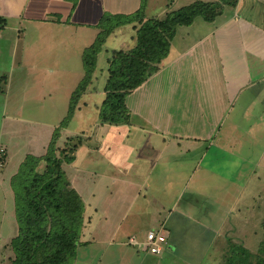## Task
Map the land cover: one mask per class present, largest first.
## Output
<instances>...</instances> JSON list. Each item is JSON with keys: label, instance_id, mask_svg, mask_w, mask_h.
<instances>
[{"label": "crops", "instance_id": "1", "mask_svg": "<svg viewBox=\"0 0 264 264\" xmlns=\"http://www.w3.org/2000/svg\"><path fill=\"white\" fill-rule=\"evenodd\" d=\"M154 1L147 0L144 4V0H0V18L5 20L0 40L10 34L13 42L7 50L11 53L9 73L2 75L11 84H34L42 79L44 83L57 82L54 80L61 83L74 67L76 71L80 68L83 51L94 43L104 15L129 16L143 9L147 19H161L164 14L196 1L213 0H169L165 9L151 13ZM175 5L179 8L171 10ZM199 19L190 26H182L184 30L179 32L181 27H178L161 70L127 97V107L137 122L133 123L131 117L130 124L108 127L118 133L111 141H130L137 134L146 136L151 144L143 152L141 167H133L131 171L126 162H118L111 156L119 175L129 172V177L126 175L123 179L126 185L138 187L130 200L144 198L147 210L143 209L146 212L141 215H132L134 220L130 222L115 225L113 231L105 234L106 242L127 245L126 239L141 233V220L148 212L155 225L162 222L159 228L167 238L161 254L133 250L137 256L167 258L165 255L170 254L175 242L166 222L175 213L181 220H189L203 231L211 232L219 243L222 238L219 223L223 224L228 215L241 212L240 205L248 204L245 198H256V190L262 185L257 170L264 165V0H238L235 8L225 7L214 22ZM133 32L135 35L134 26ZM30 46L49 58L48 64L33 61ZM57 58H68L63 63L65 71L61 64L53 63ZM19 105L23 107L22 102ZM83 105L87 107L88 101ZM66 113L68 115L69 109ZM248 116L253 122L245 131L239 124ZM63 131L70 132L68 128ZM10 136L6 143H0V159H5L4 167L16 164L11 175L18 172L28 156H45L43 153L49 144L46 140L41 147L34 143L30 153L20 149L15 155L11 148H15L16 139ZM154 138L158 139L157 143L152 142ZM99 142L98 151L110 144ZM88 144L84 143L77 151L74 163L82 148H87L89 161L94 160L91 157L96 150ZM40 149L43 153L38 155ZM255 150L259 151L257 160ZM177 159L180 164L169 171L168 166ZM164 167L166 169H162ZM159 170L166 175L161 179L163 184H149ZM0 171L3 170L0 168ZM91 172L96 174L95 169ZM4 175L0 172L1 189L4 181L11 179V175L8 178ZM70 180L77 191L74 178ZM118 194L129 198L127 192L120 190ZM202 206H207L204 219L208 225L198 217ZM98 211V208L93 209L87 223L96 224L98 220L103 229H113L109 227L108 212L97 218ZM219 213L224 214L222 219ZM93 215L95 217H91ZM124 217L127 218V213Z\"/></svg>", "mask_w": 264, "mask_h": 264}, {"label": "rangeland", "instance_id": "2", "mask_svg": "<svg viewBox=\"0 0 264 264\" xmlns=\"http://www.w3.org/2000/svg\"><path fill=\"white\" fill-rule=\"evenodd\" d=\"M216 1L218 0L210 2ZM146 2L147 0H144V4H146ZM167 3H169V0H155L151 13H159L166 8ZM178 8L179 5H175L171 10ZM226 9L231 8L226 7ZM224 11L225 8L223 12ZM143 14H145L144 10ZM165 17L166 14L161 16V19ZM201 19L202 18L199 20ZM134 25L137 24H124L115 29L113 34L106 39V43L103 45V49L100 54H98L96 60V70L93 71L91 80L89 79L90 85L87 90L89 89L90 91L86 94L83 93L80 99L70 104L71 107L73 106L72 109L74 111L69 121H67L68 118L66 117H68V115L66 112L68 109L71 110L69 106L70 94L86 79L87 70L82 58L79 60L80 68L76 71L74 67L73 72H69L65 75L67 77L60 80L61 83H59L58 80H54L57 82L44 83L45 81L42 79L40 83L34 84H18L17 82L11 84L7 83V79L2 74L9 73L11 53L7 50L10 49L13 42L10 34L1 39L0 143H6L7 139L11 138L10 135L12 134L16 141L14 144L15 148L11 149L16 155L17 151L20 149L21 151H28L34 143H37L38 147H41L46 140V143L49 144L44 150V153L43 149L38 150L37 153L38 155L42 153L47 154L51 141L55 139L54 135H56L57 131L55 126L65 119V121H67L65 125H67L58 129L59 135L55 140L56 147H62L68 138L79 137L83 140V143L77 151L87 142L89 143L88 146L95 148V155L91 157L95 160H93L94 162L89 161L90 158L87 154V148H82L81 152L78 153V160L76 163H74L76 160L74 158L71 163H65L64 165V170L67 175L70 176V178H74L75 187L82 196L84 204V223L80 229V244L77 248L76 257L72 261L74 264H156L158 262L162 264L163 261V264H225L226 256L230 254L229 251L232 245L239 244L252 252L256 251L260 242L264 240V165L257 170V173L261 176L262 185L256 190V198L246 197L244 202L248 204L245 206L240 205L239 210L241 212L230 214L223 224L219 223V227L222 226L219 228V234L222 236V238L219 239V243L211 232L203 231V229L198 228L197 225L189 222V220H181L178 213L169 216L166 222L167 227H169L167 229L170 231L175 243L170 254L165 255V257H167L165 259L163 257V259H157V257L152 256H137L133 251L138 250L137 248H133L129 245L118 246L117 242L111 245L108 244L109 241L106 242L108 239H104L105 234L113 231L115 225L126 220L130 222V220H134L132 215H141L147 210L146 203L143 202L144 198L130 200L138 187L126 185L123 179H126V175L129 177V172L125 171V176L123 173L119 175L117 173L118 167L115 163L112 164L111 156L118 162H126V165L130 166L129 171H131L133 167H141L143 152L147 146L151 145L150 141L146 136L137 134L136 136L133 135L130 141H111L112 136L118 135V133H114L116 129L108 128L111 126L107 124L101 125L99 121V110L106 97L104 88L108 77V60L111 58L113 51H127L135 47L136 34L134 35L133 32ZM183 27L179 28L178 32L184 30L182 29ZM132 37H134L135 40ZM89 47L84 49L82 55L86 54L88 58H91V56H89L91 53L89 52ZM29 55L30 58H35L33 61H41L39 63L48 64L47 61L49 58H45V55L41 56L40 53H36L31 46ZM66 60H68V58H57L54 60L55 62H53V60L52 62L55 63L56 66H60L61 64V67H63L65 71L66 68L63 63H65ZM91 60L93 59L91 58ZM86 101H88L87 107L83 105ZM19 102H22L23 107L19 105ZM79 108L82 109L80 112L77 111ZM70 112H72V110ZM11 114H16V116L12 117ZM250 117L251 116L246 117V121L243 122L242 120L240 122L241 124H239L245 131L249 129L248 127L250 124L252 125L251 122H253V120ZM132 122L136 123V118L132 117ZM47 124L51 126H47ZM67 128L70 132L63 131ZM47 129L50 131L48 132ZM81 131H85L86 134H81L83 133ZM9 132L11 134H9ZM88 137L90 138L88 139ZM99 141L111 142L107 145L105 150L98 151V148H101ZM152 142L157 143L158 139L154 138ZM133 149L134 154H132ZM77 151L75 152V156ZM28 152L30 153L31 150ZM199 152L202 153V149H200ZM254 154L257 160L259 151L255 150ZM194 155L195 154H193V156ZM4 164L5 159H0V168L3 170L0 172L5 174V178H8L11 172L14 171L16 164L8 167H4ZM179 164L180 159L174 160L173 163L168 166V170L170 171L171 167L178 166ZM93 165L94 168H92ZM142 165H144V163H142ZM44 167L45 162L41 161L38 167L39 170H43ZM91 169H95V175L92 174ZM162 169L166 168L164 167ZM14 176L15 174H12L11 179ZM163 176H166L164 171L160 172L159 170L156 178L149 184H163L164 180H161ZM11 179H6L2 189L0 188V264H6L8 261V256L10 254L9 244L11 239L17 234V226L14 217V195L9 184V182H12ZM120 190L127 192L126 195H128L129 198H123L119 195L118 191ZM108 192H111L110 196ZM94 193L96 196H94ZM181 206L182 204L180 207ZM94 208L99 209L96 214L97 218H99L100 215L102 216L105 211L108 212L107 215L109 216V221H111L109 227H113V229H103L98 220L96 224L92 223L90 225L87 223V219ZM206 208L207 206H202V214H199V216L194 212L189 213L193 216H198L199 219L208 225V222L204 219L206 217ZM126 210L127 212H125ZM109 211L111 212L109 213ZM126 213L127 218L125 219L124 215ZM223 215V213H219V219H222ZM143 216L146 217L141 220V233L137 234L138 237L144 239L149 230H155L156 232L161 231L159 226L162 222L155 225L150 218L152 216L149 212ZM162 216L165 217V215ZM91 217H95V215ZM125 223L126 222H124V224ZM212 225L213 223L211 222L210 226ZM122 236L123 235H120V237ZM126 242L127 239L125 243Z\"/></svg>", "mask_w": 264, "mask_h": 264}, {"label": "trees", "instance_id": "3", "mask_svg": "<svg viewBox=\"0 0 264 264\" xmlns=\"http://www.w3.org/2000/svg\"><path fill=\"white\" fill-rule=\"evenodd\" d=\"M237 2L196 1L168 12L163 19H147L143 9L129 16L104 15L98 24L99 33L89 47V56L94 61L83 55L86 79L73 92L70 104L80 99L89 87V79L96 70V60L106 39L118 27L136 23L135 47L127 51H113L108 60V77L104 88L106 97L99 110L101 124H130L131 111L126 104L127 97L161 70L178 27L190 26L197 18L214 22L225 7L235 8ZM4 21L0 18V29ZM70 108L72 112L69 109L67 121L74 111L73 106ZM67 121L62 120L56 129L55 139L51 141L47 154L42 158L28 156L11 179L17 234L10 241L6 264H74L72 261L76 257L80 229L84 223V204L81 195L72 186L64 165L74 160V154L83 140L79 137L68 138L62 147L55 146L58 129L65 127ZM41 161L45 162L43 170L38 168ZM229 253L225 264H264V240L254 252L237 244L232 245Z\"/></svg>", "mask_w": 264, "mask_h": 264}, {"label": "built area", "instance_id": "4", "mask_svg": "<svg viewBox=\"0 0 264 264\" xmlns=\"http://www.w3.org/2000/svg\"><path fill=\"white\" fill-rule=\"evenodd\" d=\"M167 243V238L164 232L150 230L147 232L144 239L137 236H131L127 239V245L146 250L150 254L159 255L163 252V249Z\"/></svg>", "mask_w": 264, "mask_h": 264}]
</instances>
